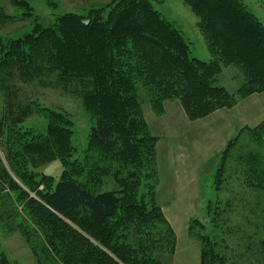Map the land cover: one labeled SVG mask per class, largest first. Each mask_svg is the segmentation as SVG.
<instances>
[{
  "label": "trees",
  "instance_id": "obj_1",
  "mask_svg": "<svg viewBox=\"0 0 264 264\" xmlns=\"http://www.w3.org/2000/svg\"><path fill=\"white\" fill-rule=\"evenodd\" d=\"M184 2L199 18L215 56L209 61L189 56L180 33L150 0H116L102 21L65 15L57 27L38 24L32 33L0 50V85L5 86L13 69L22 80L53 74L63 84H81L79 95L94 121L78 158L71 121L63 113L43 107L49 115L45 133L18 128L16 123L6 126L3 117L0 120L7 163L0 156V202L7 203L10 194L14 206L9 213H17L20 205L29 215L35 228L20 230L34 253L41 245L45 258L57 264H161L156 254L173 251L175 233L154 191L156 172L151 163L157 137L150 133L134 95L135 82L148 88L156 114H161L166 100H177L189 120L264 92V28L240 0ZM227 65L235 66L243 78L235 92L216 84ZM7 119L16 122L18 116ZM248 130L261 137L264 123ZM237 140L238 136L230 139L221 152L213 175L216 192ZM253 154L237 153L242 164L235 167L238 185L246 191L264 190V164ZM54 158L63 165L57 181L29 169ZM230 200L209 212L220 233L231 231L225 219ZM199 241V264L226 262L224 245L215 249L205 235ZM258 245L264 264V237ZM0 264L10 263L1 256Z\"/></svg>",
  "mask_w": 264,
  "mask_h": 264
},
{
  "label": "rangeland",
  "instance_id": "obj_2",
  "mask_svg": "<svg viewBox=\"0 0 264 264\" xmlns=\"http://www.w3.org/2000/svg\"><path fill=\"white\" fill-rule=\"evenodd\" d=\"M115 1L0 0V50L3 52L8 49L9 41L32 33L38 24L57 27L59 18L65 15H75L89 21L105 20ZM240 2L264 28V0ZM150 3L180 33L190 57L204 61L215 57L200 29L198 16L184 0H150ZM10 74H7L9 80L5 86L0 85V120L3 117L6 126L16 123L18 128L22 126L23 129L34 130V133H45L49 115L43 111V107L63 113L71 121L72 143L76 149L74 154L81 158L94 124L79 95L81 84H63L53 74L31 80L19 79L15 69ZM242 80L240 71L233 65H227L222 67L216 84L229 92H235ZM134 95L142 107L150 133L157 137L155 161L151 163L156 172V180L153 178L156 181L155 198L176 238L173 251L157 253L156 258L161 264H199V238L205 235L215 249L219 245L225 246L226 250L222 252L228 257L224 264H263L262 255L257 250L259 239L264 237V190H244L238 185L236 173L239 171L235 169L242 167L237 162V153L241 151L254 152L253 156L257 154L264 164V132L256 138L248 130L261 122L253 125L257 119L247 118L248 123L236 135L238 140L231 155H228L225 174L219 180L220 189L216 192L213 175L227 143L224 144L226 132L220 128L217 130L214 123L208 127L207 120L197 119L198 123L189 120L177 100H166L161 114H156L149 103L150 92L139 80L135 82ZM8 116L10 119L18 116V119L9 123ZM4 134L0 133V156L7 166L2 151L4 140L1 138H4ZM62 167L61 161L54 158L37 168L29 169L38 176H51L57 181ZM6 197L7 203L0 202V257H5L10 264H57L55 259L45 258L46 255L40 251L41 245L36 248V253L31 250L20 228H35L33 221L26 211L21 210L20 205H17V213H9L13 196L8 194ZM229 198L231 200L226 208L225 219L230 223L231 231L228 234L220 233L213 228L209 212L219 204L223 207ZM218 199L220 202H217ZM8 214L11 216L8 217ZM188 227H191L190 232ZM248 247L251 249L248 250Z\"/></svg>",
  "mask_w": 264,
  "mask_h": 264
},
{
  "label": "crops",
  "instance_id": "obj_3",
  "mask_svg": "<svg viewBox=\"0 0 264 264\" xmlns=\"http://www.w3.org/2000/svg\"><path fill=\"white\" fill-rule=\"evenodd\" d=\"M249 117L257 119L253 125L264 121V92L252 94L239 100L232 108L218 109L202 119L208 121V127L214 123L217 130L220 128L222 132H226L225 144L248 123L247 118ZM195 122L198 123V120Z\"/></svg>",
  "mask_w": 264,
  "mask_h": 264
}]
</instances>
